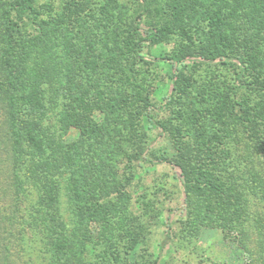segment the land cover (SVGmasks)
<instances>
[{"label": "rangeland", "instance_id": "rangeland-1", "mask_svg": "<svg viewBox=\"0 0 264 264\" xmlns=\"http://www.w3.org/2000/svg\"><path fill=\"white\" fill-rule=\"evenodd\" d=\"M149 1L159 38L141 58L131 37L137 0H35L38 23L54 31L57 64L43 66L40 31L28 28L22 58L37 94L35 123L45 129L22 144L23 170L0 144V194L12 193L18 175L26 204L44 220L57 205L62 264H264V93L240 89L234 70L258 58L246 82L264 80V1ZM10 2L0 0V56ZM203 49L229 57L205 60ZM173 55L188 67H178L181 87L171 97V75L181 74L159 58ZM148 93L169 104L155 114L164 128L127 103ZM238 97L259 114L260 130ZM4 110L0 100V130ZM163 154L172 161L158 163ZM180 157L193 181L202 175L223 190L194 188L187 205V179L173 163ZM10 206L0 202V213ZM29 220L33 229L12 230L6 261L0 240V264H52L38 218Z\"/></svg>", "mask_w": 264, "mask_h": 264}, {"label": "trees", "instance_id": "trees-1", "mask_svg": "<svg viewBox=\"0 0 264 264\" xmlns=\"http://www.w3.org/2000/svg\"><path fill=\"white\" fill-rule=\"evenodd\" d=\"M259 1L264 0H258V2ZM137 3L138 13L135 18L136 27L133 29L131 37H133L134 52L142 58L145 45L147 43L150 45L157 44L159 33L155 32L157 25L154 24L155 18L151 14V1L137 0ZM38 15L39 11L35 8V0H12L8 5H3L2 16L3 20L7 23H5V25L9 34L2 39L4 53L0 56V64L2 61V64L0 65V100L3 102L5 108V120L3 121L4 128H1L0 130V144H8L13 153L14 164L17 168H20V170H23L26 166L25 155L21 149L22 144L28 141V135L30 133L44 131L45 129L35 123V118L39 119V117H36L35 107L37 94L33 90V87H30L29 85V77H26L28 75L29 64L27 60L23 62L24 58H22V56L24 57V54L29 55V51L25 47L26 45H23L25 38L28 35V28L34 27L40 31L39 36L44 44L43 59H45V61L42 62L43 66H45L48 71L57 64L58 58L56 51V49H58L57 43L52 40V36L50 35L54 31L39 24ZM179 15L180 13L177 16V20L178 22H181L182 19ZM213 20L214 18L211 17L210 23L214 24ZM143 26H145L146 29H144ZM225 48L228 49L227 46ZM19 51L22 53L21 56L18 55ZM200 57L209 61H223V59L229 57V55L224 49H218L214 53H208L207 49H203V53ZM186 58L187 57L180 55L159 58L161 61H169L174 66V69H177L179 74H181L177 75L173 73V75H171V97L174 96L181 87L180 78L183 76L184 72L178 67L184 69L188 67L185 64ZM255 64L258 66V58L255 59L254 64L243 63L242 66H239L238 68L236 67L234 70L240 83V89L246 88L247 90H257L264 93V80L260 78V74L256 77L253 84H248L246 82L247 73L250 70H254L256 73L258 70V68H255ZM151 95L152 93L146 94L145 97L138 96L139 98L137 101H134V98H129L127 103L128 105H135L137 103L141 104L142 117H144L145 122L159 128L162 126L160 121L156 119V110L166 109L169 104L166 103L163 106H159L154 102ZM239 97L236 101V106L240 108L241 114L248 121L253 122L257 126V129L260 130L261 118L259 117V114L254 112V110L247 105L246 98ZM156 161L158 163H170L172 160L166 158L163 154L157 156ZM185 161V158L180 157L178 161L173 163L180 167L182 174L187 179V183L184 186V193L186 196L185 203L187 205H189L190 191L194 188L200 192L202 189L209 191L223 190L222 188L217 189L211 180L204 181L201 179L202 175H200L201 177L198 176L195 178V181H193L188 172V165L190 163H185ZM9 184H12L14 187L12 193L7 192L6 194L2 193L4 195L0 194V202H7L11 205L8 212L4 208V212L2 214L0 213V240L3 241V248H5V251L2 254V260L4 259V261H6L9 256L6 248L8 247L9 238L14 234L12 230L15 226L21 225L25 227L26 230H31L33 229L31 227L34 222L29 219L32 216H36L39 221L37 220L35 222L41 224L44 238L46 237L48 240L49 248L47 249L46 254L47 252L51 253L52 264H62V256L64 257V254L62 255V232H59V226H55L54 224L56 221L61 220L57 205L54 204L52 213H50L52 219L44 220L46 217L40 208L26 204V197L30 196L26 191L27 184L25 181H21L20 177L17 175V184L13 185V182H9ZM59 200L60 197H56L55 202H58ZM95 204L97 207L101 208L102 204L100 203V200H97ZM23 206H25V209H22ZM168 227L169 230H171L170 226ZM19 231L22 233L27 232L25 230ZM156 264H158V262H156Z\"/></svg>", "mask_w": 264, "mask_h": 264}]
</instances>
